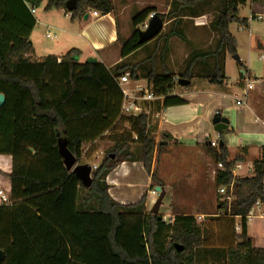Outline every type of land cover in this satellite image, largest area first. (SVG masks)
<instances>
[{"label":"trees","instance_id":"16d2710c","mask_svg":"<svg viewBox=\"0 0 264 264\" xmlns=\"http://www.w3.org/2000/svg\"><path fill=\"white\" fill-rule=\"evenodd\" d=\"M44 1L46 10L65 8L66 0H0V94L6 98L0 105V155L13 158L12 204H0V250L5 253L1 264H198L201 249L222 251L225 264H264V247H256L248 233L252 208L258 201L264 208V157L253 162V176L235 177V164L242 157L230 156L224 131L219 133L222 144L207 147L224 166L217 172L215 186H226L228 192L232 187L234 194L230 204L218 205L223 214L200 223L196 216L180 213L166 223L148 211L146 195L125 205L111 197L106 177L124 161L141 162L154 185L164 188L152 167L156 151L163 149L166 140L157 143L149 112L120 114L123 93L116 79L129 73L139 80L137 66L123 61L108 69L100 62L80 63L77 49L61 57L35 58L31 34L37 20L31 7L38 8ZM173 1L182 3L181 12L209 0ZM216 2L217 13L209 24L215 44L193 50L178 74L152 67L145 76L155 94L164 96V107L183 103L178 96H170L180 85L174 83L175 76L213 83L225 80L226 55H236L238 47L229 27L234 22L247 25V19L239 17L246 0ZM112 7L111 0H78L72 17L84 16L89 8L107 14ZM153 12L154 8H145L133 16L135 30L123 43V58L148 43H138V31ZM174 35L186 39L183 31L173 29L153 41L162 38L163 51L168 52ZM125 124L130 129H124ZM106 132L114 135L112 146L86 188L67 170L59 137L67 140L78 162L85 147L103 139ZM162 135L171 138L169 133Z\"/></svg>","mask_w":264,"mask_h":264},{"label":"crops","instance_id":"0c3cea01","mask_svg":"<svg viewBox=\"0 0 264 264\" xmlns=\"http://www.w3.org/2000/svg\"><path fill=\"white\" fill-rule=\"evenodd\" d=\"M112 11L107 14L98 11V16L93 15L95 9L89 8L84 16L73 18L66 16L69 12L66 7L60 9H51L46 12L48 17H53V23L45 24L37 19L38 10L33 14L38 22L46 26L45 36L52 42H41L35 36V28L31 34V42L35 50V58L40 59L47 55L63 56L72 49L80 51L78 60L80 63L87 62L89 58H96L97 62L102 63L108 69H113L117 64L125 61L131 63L135 55L145 49L150 43L130 54L122 57L123 43L130 39L133 34L132 18L133 16L127 13L131 7L145 9L154 8L162 2H166V10L164 15L170 13L174 9V14L168 19L169 23L173 19L181 18L183 22L198 19L201 23H194V28L197 31H206L210 29L207 17V12L200 11L199 13L190 12L189 9L180 11L179 1L170 0H111ZM156 2V5L152 3ZM251 4V17H243L247 19L249 28L248 40L250 48L254 50L264 51V42L254 35L251 31L253 23L264 16V3L259 4L253 0H246L247 4ZM239 8L240 10L243 7ZM143 9V10H144ZM141 12V11H140ZM160 12V11H159ZM157 13L158 12H153ZM88 16L86 17V15ZM198 16V17H197ZM127 28V37L123 39L120 30V21ZM200 19V20H199ZM204 20V21H203ZM164 21V19H163ZM187 22L191 24L190 22ZM206 22V24H205ZM39 23V24H40ZM192 25V24H191ZM164 26H166L164 22ZM231 26V24H230ZM208 27V28H207ZM243 27V25H240ZM230 28V27H229ZM51 30L54 31L52 34ZM164 30V27H163ZM211 31V30H210ZM231 32V31H230ZM50 33V37H47ZM232 33V32H231ZM233 34V33H232ZM237 42L239 40L237 37ZM43 43V44H42ZM239 47V45H238ZM252 51L249 52L251 54ZM255 51V50H254ZM256 53V51H255ZM248 54V55H249ZM264 55V54H263ZM235 55L227 54L225 58V80L219 86L205 78H197L199 86L190 90L195 78L191 80L187 86L176 87L171 92L170 96H178L183 100L181 104L169 105L164 107V96H159L156 100L148 104L150 113L151 129L156 132L169 133L171 135L168 146L169 150H179L182 156L179 161H186V168L171 170L167 168L169 162L173 165L176 158L171 153H165L162 158L165 160L166 167H160L157 175L165 184L162 189L166 196H169L166 213L173 217L180 213H188L194 216L215 217L223 214V211H218V205L222 201V196L217 193V197H212L211 186L215 185L217 172L220 170L217 165L212 166L214 158L207 151L210 142H220V134L215 131L212 123L213 117L217 113H221L229 120L228 129L225 130L223 138L230 152V156L235 158L241 156L235 164L233 173L235 177H250L254 175L253 162L256 159L264 157V66L259 73H255V66L252 65L250 57L246 60L241 57L234 58ZM261 62L264 59L259 55ZM250 77L255 80L254 88L248 91L247 96H243L245 90V80ZM228 79H231L232 86L229 88ZM134 80V79H132ZM143 83L147 81L145 78H140ZM148 82V81H147ZM221 87V88H219ZM241 99L244 103L240 106L236 104L237 99ZM106 132L103 136H106ZM209 140V143H207ZM102 139L87 145L85 152L94 150V159L100 158L103 154L102 150H97L98 144ZM163 143V141H162ZM164 148V147H163ZM158 150L156 157L159 156ZM85 156V155H83ZM160 157L153 164L152 171H157L159 167ZM100 162L95 161L90 165H99ZM13 168V158L10 155H0V189L10 194L11 179L9 175ZM106 182L109 185V193L111 197L121 204H132L138 202L143 195H146V207L150 206L149 200L154 199L149 194L152 188H156L151 178L150 173L144 168L139 161H124L113 169L106 177ZM154 186V187H152ZM202 191V194H201ZM218 191V189H217ZM206 193V194H205ZM216 211H205L202 213H192V209H211ZM257 209L260 213L256 214ZM213 212V214L211 213ZM264 219V209L262 206L255 208L248 216V233L253 238L256 247H264V233H259L258 236L251 231L252 221ZM240 217L237 218V226L240 225ZM204 221V220H203Z\"/></svg>","mask_w":264,"mask_h":264},{"label":"rangeland","instance_id":"374dc122","mask_svg":"<svg viewBox=\"0 0 264 264\" xmlns=\"http://www.w3.org/2000/svg\"><path fill=\"white\" fill-rule=\"evenodd\" d=\"M168 2H170V0H168ZM153 4L156 5L155 1H152ZM166 2H162V4H158V7H156V11L158 12V14L163 15L164 16V22L166 24V26H164V30L162 31V33H168L169 31L176 29V30H180L183 31V33L185 34V38L186 39H181L177 36H172L169 39V49L168 52H164L163 51V47H164V40L158 39L156 41H152L150 43V45H148L145 49L141 50L140 53H138L137 55H135L131 60H129L131 63L135 66H137L138 68V75L141 78H145V76L147 75V73L152 69V67H154L155 70H157V72H163V71H167L169 70L170 72L176 73L178 74L179 72H182L183 69L185 68V64H186V60L188 58V56L190 55V53L193 50H197V49H208L211 46H213L215 44L216 41V37L214 36L213 32L210 31L211 29H207L206 31H197L194 28V23H201V21H198V19H194L192 21L187 20V22L189 21L191 24L187 23V22H183L182 19H173L171 21V23H169L168 19L172 16V14H174V9H172L170 11V13H168L167 15H164L165 13H163V11L166 10L167 6H166ZM47 5V1H44L38 8V13H37V19H39L41 22L45 23V24H49V23H53V17H48V14H46V12L48 10L45 9V6ZM250 3L247 4L246 6H243L240 10V16L243 17H251V7H250ZM217 2L216 0H209L208 2H203V3H198V5H195L194 8H184L186 10L189 9L190 12H195L194 10H196L195 13H199L200 11L202 12H207V17H208V22L207 24H210L212 18L214 17V15L217 13ZM140 8H135V7H131L130 9H128L127 13L130 14V16L135 15L137 13H139L140 11H142L143 9L139 10ZM160 11V12H159ZM182 11H185L182 9ZM198 17V16H197ZM175 20H179V21H175ZM200 20V19H199ZM204 21V20H203ZM125 22L123 19L120 21V30H121V36L123 37V39H126L127 37V26L123 23ZM38 22L37 27L35 28V36L38 37V39L43 42H52V40H49L46 38L45 33L47 31L46 26L43 25V23ZM206 24V22H205ZM241 23L239 22H234L231 24L230 26V31L233 33V35L235 37L238 38L239 40V47H237V53L236 55H241V57L243 58V60L247 59L248 57H250V60L252 61V65L255 66V73H259L260 69L262 68V66H264V62H261V59L259 58V55H263L264 51H259L255 49L254 50L251 49L249 46L251 45L249 40H248V29L246 28L245 31H242L244 29H241L240 27ZM130 28H132L133 32L135 30V27H133V25H130ZM208 28V27H207ZM139 29H141V25L139 27ZM248 30V31H247ZM251 31L254 35H256L260 41L264 42V16L261 19H257L255 21V23H253ZM52 34L54 33L53 30H51ZM42 43V44H43ZM253 52L251 54H249L250 51ZM249 54V55H248ZM128 63V62H127ZM201 67H197V69L200 70ZM197 78H195L192 86H190V90L191 89H195L197 88L200 84L199 82H197ZM199 84V85H198ZM217 86L220 85V83H216ZM229 88H231L232 86V81L231 79H228V85ZM176 87H182L181 85L176 86ZM221 88V87H219ZM124 129H130V126L128 124H125L122 126ZM121 128V127H120ZM152 133H154L155 137H156V141L161 142L162 140H166V144L168 146V142H171L170 139L164 138L162 133H158L155 130H152ZM113 134H111L110 132L103 137L102 141L98 144L97 150H102L103 154H101L100 158L94 159L93 153L94 150H89L87 151V153L85 152L87 146L84 149V155L80 160H78V164H92L95 161H98L101 163L103 156L105 155V151L110 148L112 146V138H113ZM164 146L163 149L160 150V148L158 149V154L160 157L159 162H158V168L156 169L158 172L160 167H166V163L165 160L163 161L162 156L166 153H171L173 155L174 158H176L173 162V165H171V163L169 162V164L167 165L168 169L171 170H178V169H185L186 165H187V160L186 161H179L181 158L178 159V157L182 156L179 150L176 149H172L167 151L168 149H166ZM166 146V147H167ZM132 151H135L137 149V145L136 143L132 144ZM218 164V162H216L215 160H212V166L216 167V165ZM158 176V175H157ZM211 191H212V197H217V187L214 185L211 186ZM202 194V191H201ZM206 194V193H205ZM159 196V194H158ZM158 196L156 197V200L158 198ZM168 199L169 196H165L163 203L160 207V211H159V215L160 216H165L167 218L168 221H172L173 216L169 215L166 213L167 208H165V206L167 207V203H168ZM234 199V198H233ZM155 200V201H156ZM155 201L151 204H149L150 206L147 207L148 211H151V209L153 208V205L155 204ZM262 206V205H261ZM258 205H255L252 210H254L255 208H258ZM263 207V206H262ZM264 209V208H263ZM251 210V211H252ZM205 211H216L215 208H211V209H206V210H202V209H192L190 210V212L192 213H202ZM213 214V212H211ZM260 213V209H257L256 214ZM197 217L198 222H203V220H205L208 217H205L204 219L202 217ZM252 221V227H251V231L253 234H255L256 236H258L259 233H264V219H260V220H256L255 218L251 219ZM240 232V231H238ZM201 252V258L198 262V264H225L224 261V254L222 251H212V250H200Z\"/></svg>","mask_w":264,"mask_h":264},{"label":"built area","instance_id":"2783aa9c","mask_svg":"<svg viewBox=\"0 0 264 264\" xmlns=\"http://www.w3.org/2000/svg\"><path fill=\"white\" fill-rule=\"evenodd\" d=\"M32 14L36 13V8L31 7ZM98 11L94 10L93 15L98 16ZM72 12H67L66 16H71ZM155 15V13H152L149 18L141 24V29H146L148 27V23L150 18ZM254 18H250L252 20ZM258 19H261L259 16ZM241 29H245V27H241ZM50 33H47V37H50ZM262 58L264 59V55H262ZM179 76L174 77V83H179ZM118 85L120 86L122 93H123V100H122V106H121V115L125 116H138L142 113H148V104L154 100H156L159 96L155 94L153 89V84L149 82L143 83L141 80H132L129 73H125L118 77L116 79ZM255 80L247 77L245 80V90L243 92V96L248 95V91L252 90L254 88ZM244 103L243 100L237 99L236 104L238 106L242 105ZM212 146H217L218 142L212 141L210 142ZM97 165L92 166V172L97 169ZM217 167L220 170L224 169V166L222 163H218ZM218 193L222 196V201H227L228 204H230L234 198L232 187L230 188V191H227L226 186H221L218 189ZM149 194L153 196L154 199H150L149 203H153L156 200V197L159 194V191H157L155 188L151 189ZM0 204L10 205L12 204V200L10 198L9 194H6L5 191L0 189ZM255 205L261 206L262 204L258 201ZM162 219L166 223H170L171 221H168L165 216H162ZM237 231H241L240 225L237 226Z\"/></svg>","mask_w":264,"mask_h":264},{"label":"water","instance_id":"95a60500","mask_svg":"<svg viewBox=\"0 0 264 264\" xmlns=\"http://www.w3.org/2000/svg\"><path fill=\"white\" fill-rule=\"evenodd\" d=\"M78 4V0H66L65 7L68 11L73 12ZM88 14L86 15V17ZM164 27V21L163 18L159 15H153L148 23V27L146 29H139L138 31V43L144 44L147 42L152 41L155 39L162 31ZM235 59H239L238 55H235ZM78 60V57H77ZM88 63H96V58H89L87 60ZM191 80L180 78L179 84L181 86H187L189 85ZM5 96L3 94H0V105H4L5 103ZM214 125V129L216 132L220 133L222 131H225L228 129L229 126V120L225 116H222L221 113L215 114L212 121ZM223 143L222 141L220 142ZM59 145V151L63 157L64 164L67 168V170L72 171L76 174V176L79 178L83 186L86 188H89L92 184V165L90 164H78L76 157L72 154V152L68 149L67 146V140L63 138L62 136L59 137L58 141ZM157 191H159V196L157 200L155 201V204L153 205V208L151 209V212L155 215H158L159 220L162 218V216L159 215L160 207L163 203V200L166 196V193L162 190L161 186H156L155 188ZM179 250H182V247H180ZM5 260V253L3 250H0V264Z\"/></svg>","mask_w":264,"mask_h":264}]
</instances>
